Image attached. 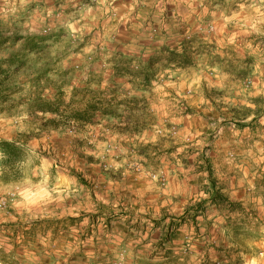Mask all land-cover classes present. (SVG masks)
<instances>
[{
	"label": "rangeland",
	"instance_id": "rangeland-1",
	"mask_svg": "<svg viewBox=\"0 0 264 264\" xmlns=\"http://www.w3.org/2000/svg\"><path fill=\"white\" fill-rule=\"evenodd\" d=\"M187 1L170 18L187 65L154 64L143 83L137 63L109 73L113 36L84 0H0V141L22 151L15 177L0 169V250L15 264H264V183L158 246L208 200L209 175L264 166V2Z\"/></svg>",
	"mask_w": 264,
	"mask_h": 264
},
{
	"label": "crops",
	"instance_id": "crops-1",
	"mask_svg": "<svg viewBox=\"0 0 264 264\" xmlns=\"http://www.w3.org/2000/svg\"><path fill=\"white\" fill-rule=\"evenodd\" d=\"M83 8L106 21L105 33L113 36L105 56L111 74L118 65L144 66L158 53L164 54L162 50L179 54L186 51L184 33L177 32L184 29V22L180 19V24L174 26L170 18L184 15L182 10L188 12L187 0H84ZM111 14L116 18L112 19ZM215 176L222 193L244 207L248 197L264 183V166L255 170L232 167L228 174L217 172Z\"/></svg>",
	"mask_w": 264,
	"mask_h": 264
},
{
	"label": "trees",
	"instance_id": "trees-1",
	"mask_svg": "<svg viewBox=\"0 0 264 264\" xmlns=\"http://www.w3.org/2000/svg\"><path fill=\"white\" fill-rule=\"evenodd\" d=\"M164 51V54L166 55L163 60L157 57H153L149 60L147 64L144 66H139L138 71L136 72L139 77H141V82L143 83H148V73H151L152 67L154 64H159V63H174L180 67H183L184 65H187L188 62H186V58L184 56V53L179 54L175 51H168V50H162ZM155 62V63H154ZM4 63H0V105H6L10 101V97L12 94V89L10 86H7V83L9 82L10 75L12 73L9 72V68H2ZM119 64H122L120 62ZM22 65V64H21ZM21 65L17 66L14 69V72H18L19 69H21ZM133 72V70H130ZM101 106V104H98ZM98 106V107H99ZM91 105H88L85 110L81 113H75L74 118L77 120H83V122H87V114L91 109ZM40 112L45 113V112H52L51 109L49 108H44L41 107L39 109ZM84 122V123H85ZM238 127H243V126H238ZM0 154L3 157V160L0 162L1 165V177L2 178H7L9 176L15 177L17 174V164L20 161L22 151L19 149V147L13 143L9 142L6 140H1L0 141ZM208 186L206 187V194L208 195V200L201 201L200 203L196 204L194 206V213L191 215L189 218V211H185L184 214L178 219H170L168 225L162 231V236L161 240L159 241L158 246L160 249H163L162 247L165 245H172L176 239L177 233L179 232L180 228L183 226L184 223H186L187 219H191V221L195 224V219L198 217V213H201L203 209L205 208L206 205L213 207L217 210H227L228 212H232L236 209H239L240 211L241 208L240 206L230 202L227 197L222 193V190L216 186V183L214 180L211 179V176L209 175L208 177ZM43 224V223H42ZM41 224V225H42ZM47 224V223H44ZM49 224V223H48ZM40 224H35L34 226L26 232V237H31L33 236V231L36 227H40ZM159 223H156V226L158 227ZM1 251V250H0ZM169 254L170 251L165 252V260L167 262L171 261L169 260ZM150 260V258L148 259ZM0 264H15L13 260V256L11 253L5 254L4 252H0ZM167 264H173V262H169Z\"/></svg>",
	"mask_w": 264,
	"mask_h": 264
},
{
	"label": "clouds",
	"instance_id": "clouds-1",
	"mask_svg": "<svg viewBox=\"0 0 264 264\" xmlns=\"http://www.w3.org/2000/svg\"><path fill=\"white\" fill-rule=\"evenodd\" d=\"M22 2H23V0H22ZM262 2H264V0H262Z\"/></svg>",
	"mask_w": 264,
	"mask_h": 264
}]
</instances>
